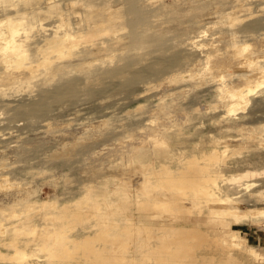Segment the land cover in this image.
I'll list each match as a JSON object with an SVG mask.
<instances>
[{"label": "bare ground", "instance_id": "6f19581e", "mask_svg": "<svg viewBox=\"0 0 264 264\" xmlns=\"http://www.w3.org/2000/svg\"><path fill=\"white\" fill-rule=\"evenodd\" d=\"M262 1L0 0V216L52 209L40 225L19 217L1 264H242L239 253L255 254L227 227L247 213L264 226V177L253 179L264 173V8L247 11ZM169 48L172 59L155 56ZM188 110L220 111L198 123ZM7 129L16 134L3 138ZM232 130L244 146L208 145ZM106 139L115 157L97 151L82 171ZM240 166L252 168L227 174ZM61 177L73 179L59 205ZM210 243L223 260L199 262Z\"/></svg>", "mask_w": 264, "mask_h": 264}, {"label": "rangeland", "instance_id": "374dc122", "mask_svg": "<svg viewBox=\"0 0 264 264\" xmlns=\"http://www.w3.org/2000/svg\"><path fill=\"white\" fill-rule=\"evenodd\" d=\"M264 8V1L261 2V4L259 5H254V6H250L249 8H247V11H251V10H255V11H259L261 9ZM261 16H259L258 19H261V18H264V11H262L260 13ZM224 17L227 18V17H230V15H227V14H224ZM216 21H218V19L216 18L215 19ZM188 21V20H187ZM185 20V24L189 23ZM202 29V27H205V26H200ZM264 27V20H260L258 21L257 25H256V34H259L261 33V28ZM176 53V50L174 48H169V49H166V50H163L159 53H157L155 56L157 58H160V59H165V58H168V59H172L171 58V55ZM150 78L152 80H156L155 76H150ZM21 97V96H20ZM103 99V98H101ZM117 98H108V99H105V100H97L95 103L96 104H100V103H104L105 101H113V100H116ZM53 113H56L58 111V106L57 104H51L49 106ZM130 109H135V105L134 104H130ZM218 111L220 110H217L215 112H209V113H205L203 115V111H196V110H188V115L189 116H193L195 117L194 121H197L199 123V118H204V119H207V117H209V115H216L218 114ZM127 110H123L122 109V112L120 114H117V117L114 118L115 121L118 120L119 117L123 116L124 113H126ZM79 112L75 111L74 114L71 116V117H76L78 116ZM264 117V116H263ZM55 117H53L54 119ZM257 120V119H256ZM207 124H209V121H206ZM247 127H254L256 128L257 130H261V124L260 123H252V124H249V126ZM11 131H14V129H10V130H3V133H4V136L3 138H8V137H11L12 135H15L16 133L13 132L11 133ZM263 132V131H262ZM218 135H221V136H225V138L223 139V142H221V144H215L214 142H211L209 143L208 145L209 146H215V147H222V146H227V147H230V148H238V147H241V146H244L243 145V141L242 140H238V141H234V139L238 138L237 136V132L232 130V131H229V132H219ZM226 139H230V140H226ZM226 140V141H225ZM112 140H109V139H106L105 140V143L104 144H97L95 145L91 150L90 152H92L91 155H89V157L87 158V153H84L83 155V159L80 160V162L78 163L77 166L81 167L82 171L84 170H90L91 172H93V169L96 168V163L94 162V159H92L90 156H92L93 154H95L97 151H99V157H105V159H113L115 157V154H116V150L119 149V145H115L113 144V142H111ZM248 168H252V166H240L238 168H233V169H230L229 171H226L227 174L231 173V172H238V171H245L246 169ZM106 170V169H105ZM69 173V172H68ZM80 172H78L77 174V177L79 176ZM79 177H82V176H79ZM260 177H264V173L258 177H254L253 179H257V178H260ZM72 177H69V178H59L58 179V184L56 186H52V189H56V193L58 194V203L60 205V203L62 202V200L68 196V186H70L71 184V181H72ZM103 180H108L109 181V186L111 188H114L116 186V182L114 179H111L109 177H102V181ZM256 184V183H255ZM47 189V188H45ZM121 192H118V193H115V194H111L109 196V199H115L117 198L115 195L116 194H119ZM65 194V195H64ZM41 197L42 198H48L49 196L46 195V194H43V192L41 193ZM100 197V196H99ZM103 196H101L102 198ZM259 207L261 208H264V204H259L258 205ZM241 207H243V205H241ZM9 212V208H6L5 209V212H3V216H0V218H2L4 221L3 223L5 224L6 226V234L5 236L3 237H0L1 242L0 244L4 243L6 240L12 238L15 234L13 232L14 230V226L17 224V221L19 219V217H29V218H32L36 221V224L37 225H40L41 222H42V216L44 214H48L51 212L52 213V209L50 208H42V209H31L29 210L28 212L22 208H16V214H18V217H11L10 215H7ZM248 215V213H247ZM243 216L241 219V222L239 224H234V225H230L229 227L227 228H230V229H237V230H240V231H243L244 235H245V243L246 244H249L252 246V249L255 251L254 253L255 254H246V255H242L244 253H239L238 256L239 257H244L241 258V261H242V264H264V226H254L252 225L251 223V220L250 218H248V216ZM6 219V220H5ZM155 223H158L159 220H154ZM60 220L58 219H54V220H50V223L47 225L48 229H59V224H60ZM198 225H200V227L204 230H206L210 235H214V234H217L218 233H223V234H226L228 232V229L225 228V230H218L216 231V228L212 226L209 227L207 224H203V223H196ZM83 227V226H82ZM82 227L81 226H75L73 227L72 229H70V231H76L75 234H80V231L82 230ZM215 228V229H214ZM22 240V239H21ZM153 243H155V240L153 241ZM39 248L40 246L36 243V244H33L30 249V251H32V253L34 254H37V255H41L39 256L40 258L44 259L45 256L43 252H39ZM221 248V247H220ZM200 252H204V259H199V262H202V260H207V261H215L217 262L218 260H223L222 258L223 255L219 254L221 253L223 250H219V247L217 246H214L212 243L208 244L207 247L199 250ZM236 251V250H235ZM7 252H10V250H7ZM240 252V251H239ZM217 253V254H216ZM213 255L215 254V258L214 259H211L210 258V255ZM46 261V259H44L43 263ZM1 264V263H0ZM7 264V263H6Z\"/></svg>", "mask_w": 264, "mask_h": 264}]
</instances>
